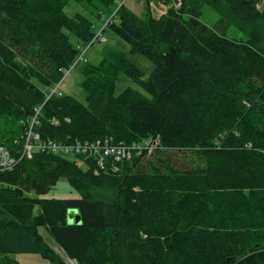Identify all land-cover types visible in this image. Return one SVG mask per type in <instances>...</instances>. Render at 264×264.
Segmentation results:
<instances>
[{
  "label": "trees",
  "instance_id": "trees-1",
  "mask_svg": "<svg viewBox=\"0 0 264 264\" xmlns=\"http://www.w3.org/2000/svg\"><path fill=\"white\" fill-rule=\"evenodd\" d=\"M75 1L153 63L149 78L105 47L79 67L85 103L46 98L77 45L96 42L95 25L68 16L70 0H0V145L20 155L41 106L43 138L157 137L164 149L115 173L41 151L0 172V264H20L19 253L68 264L40 229L75 264H264V0H153L169 5L159 17L146 0L143 18L116 0ZM204 8L219 14L213 25ZM232 25L247 39L228 38ZM121 75L150 96L114 95ZM62 177L78 197L44 196Z\"/></svg>",
  "mask_w": 264,
  "mask_h": 264
},
{
  "label": "rangeland",
  "instance_id": "rangeland-1",
  "mask_svg": "<svg viewBox=\"0 0 264 264\" xmlns=\"http://www.w3.org/2000/svg\"><path fill=\"white\" fill-rule=\"evenodd\" d=\"M119 4L122 3V0H116ZM180 3V0H178ZM126 5L130 7L131 10L134 11L137 16L143 18L146 15V0H125L123 1ZM155 7L150 8V13L152 16L158 17V5L154 3ZM264 6V3H260L258 5L259 9H262ZM64 12L68 16H73L76 13H81L86 16H88L93 24L95 25L96 33L99 28L103 26V22L97 20L93 15H91L87 9L84 7L83 4L78 3L75 0H70V2L65 6ZM219 14L211 10L209 8H204L203 13L201 16L202 21H204L208 25H213L215 22L219 20ZM67 32V31H66ZM69 33V32H67ZM105 42L99 43L94 42L93 45H86V51L84 54V58L91 63L97 64L101 57H100V51L105 48H113L116 49L122 53H124L129 60H131L133 63L138 65V67L143 71L144 76L143 79L147 80L149 78V75L151 71L153 70V63L148 60L145 56L135 53L132 54L129 49V45L127 42L122 40L120 37H118L115 33H113L109 28H105L103 31ZM70 41L72 43L77 42V38L70 34ZM226 36L228 38H235V39H247V33L243 31V29L239 26L232 25L228 28L226 31ZM84 61H80L77 63V65L72 68L62 79V81L59 84V91L66 94L71 95L74 98H76L78 101L85 103V92L80 86L81 82V74L79 72V67ZM131 86L137 90H139L143 95L146 97H149L150 95L143 91L137 84H135L130 78H128L125 75H121L118 81L116 82V87L114 90V95L119 94L122 92L126 87ZM179 154V153H178ZM72 155H66V158L72 159ZM82 167H86V165H83ZM30 196H34V192H31L29 194ZM78 193L70 187V185L67 183L64 177L60 178L57 184L44 196L46 197H56V198H72V197H78ZM74 209H70L68 211L67 215V222L68 224H73L76 216L78 215L77 211H73ZM40 232L42 235L46 238L47 242L50 245H53L54 249L57 253H59L68 264H75V261L69 259L67 256L63 254V252L57 247L54 246L53 240L46 234V232L43 229H40ZM12 258L19 261L20 264H52L51 262H48L44 259H42L38 254H28V253H19L11 255Z\"/></svg>",
  "mask_w": 264,
  "mask_h": 264
},
{
  "label": "built area",
  "instance_id": "built-area-1",
  "mask_svg": "<svg viewBox=\"0 0 264 264\" xmlns=\"http://www.w3.org/2000/svg\"><path fill=\"white\" fill-rule=\"evenodd\" d=\"M154 3L158 5V17L164 14L169 7V5L161 1H150V8L155 7ZM108 21L109 18L106 19L104 24ZM94 41L99 43L106 41L100 29L91 40V43ZM77 49H79L78 56L74 63L65 70L63 78L77 63L86 61L84 58L86 51L85 45H77ZM60 82L49 89L46 98L52 94H57L58 96L62 95V92L58 90ZM40 107L41 106L35 108L34 116L26 125L21 139H19L21 140L20 155L19 153L13 155L6 146L0 145V172L10 170L21 158H31L34 153L41 151L61 156L72 155V159H74L79 167L83 165L88 166L87 160H92L95 164L96 171L100 170L106 173H115L119 170L118 163L130 161L135 157L143 161L151 157L155 152L164 149L160 139L157 137H146L131 143H126L124 141L113 142L109 138L95 140H81L78 138L55 140L43 138L36 129V125L38 124L37 115L40 112Z\"/></svg>",
  "mask_w": 264,
  "mask_h": 264
},
{
  "label": "water",
  "instance_id": "water-1",
  "mask_svg": "<svg viewBox=\"0 0 264 264\" xmlns=\"http://www.w3.org/2000/svg\"><path fill=\"white\" fill-rule=\"evenodd\" d=\"M73 211H76V210H73ZM74 222L75 223H79L80 222V216L79 215L76 216Z\"/></svg>",
  "mask_w": 264,
  "mask_h": 264
},
{
  "label": "crops",
  "instance_id": "crops-1",
  "mask_svg": "<svg viewBox=\"0 0 264 264\" xmlns=\"http://www.w3.org/2000/svg\"><path fill=\"white\" fill-rule=\"evenodd\" d=\"M123 1H125V0H122L121 2H123Z\"/></svg>",
  "mask_w": 264,
  "mask_h": 264
},
{
  "label": "bare ground",
  "instance_id": "bare-ground-1",
  "mask_svg": "<svg viewBox=\"0 0 264 264\" xmlns=\"http://www.w3.org/2000/svg\"><path fill=\"white\" fill-rule=\"evenodd\" d=\"M87 45H90V44H87Z\"/></svg>",
  "mask_w": 264,
  "mask_h": 264
}]
</instances>
